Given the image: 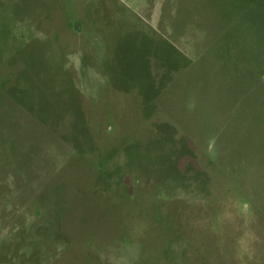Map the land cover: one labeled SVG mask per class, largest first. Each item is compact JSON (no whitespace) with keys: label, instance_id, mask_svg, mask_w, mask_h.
<instances>
[{"label":"rangeland","instance_id":"374dc122","mask_svg":"<svg viewBox=\"0 0 264 264\" xmlns=\"http://www.w3.org/2000/svg\"><path fill=\"white\" fill-rule=\"evenodd\" d=\"M0 264H264V0H0Z\"/></svg>","mask_w":264,"mask_h":264}]
</instances>
